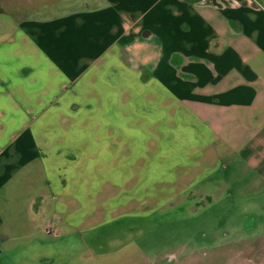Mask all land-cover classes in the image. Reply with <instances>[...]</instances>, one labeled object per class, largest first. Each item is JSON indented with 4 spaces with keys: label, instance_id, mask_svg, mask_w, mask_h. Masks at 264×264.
I'll return each mask as SVG.
<instances>
[{
    "label": "crops",
    "instance_id": "crops-1",
    "mask_svg": "<svg viewBox=\"0 0 264 264\" xmlns=\"http://www.w3.org/2000/svg\"><path fill=\"white\" fill-rule=\"evenodd\" d=\"M60 1L0 3V264L264 193V0Z\"/></svg>",
    "mask_w": 264,
    "mask_h": 264
},
{
    "label": "rangeland",
    "instance_id": "rangeland-1",
    "mask_svg": "<svg viewBox=\"0 0 264 264\" xmlns=\"http://www.w3.org/2000/svg\"><path fill=\"white\" fill-rule=\"evenodd\" d=\"M29 1L0 0V3ZM64 5L60 0H36L26 10L28 15L49 16L59 13ZM74 111L64 110V115ZM236 192L235 188L223 190L224 199L209 206L196 205L194 199H188L196 206L193 211L185 205H176L141 217H125L121 222L91 232L77 235L71 232L59 238L53 261L57 264H264V193L249 194L246 189ZM78 237L86 242V261L82 259ZM26 255L28 264H39L37 254L33 258Z\"/></svg>",
    "mask_w": 264,
    "mask_h": 264
},
{
    "label": "built area",
    "instance_id": "built-area-1",
    "mask_svg": "<svg viewBox=\"0 0 264 264\" xmlns=\"http://www.w3.org/2000/svg\"><path fill=\"white\" fill-rule=\"evenodd\" d=\"M47 233H49V231H46Z\"/></svg>",
    "mask_w": 264,
    "mask_h": 264
}]
</instances>
